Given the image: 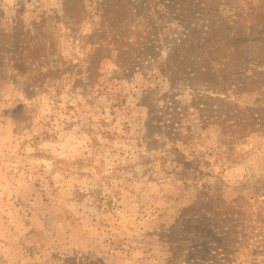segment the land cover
Masks as SVG:
<instances>
[{"label":"rangeland","instance_id":"1","mask_svg":"<svg viewBox=\"0 0 264 264\" xmlns=\"http://www.w3.org/2000/svg\"><path fill=\"white\" fill-rule=\"evenodd\" d=\"M0 264H264V0H0Z\"/></svg>","mask_w":264,"mask_h":264},{"label":"trees","instance_id":"2","mask_svg":"<svg viewBox=\"0 0 264 264\" xmlns=\"http://www.w3.org/2000/svg\"><path fill=\"white\" fill-rule=\"evenodd\" d=\"M222 83L227 84V83H225L223 80H222ZM225 88L228 89L229 87L226 86ZM238 90H239V86L235 85L233 91H238ZM208 123H209V122H208Z\"/></svg>","mask_w":264,"mask_h":264}]
</instances>
